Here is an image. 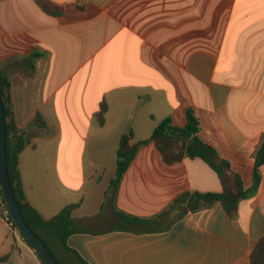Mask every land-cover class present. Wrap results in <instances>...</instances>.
I'll list each match as a JSON object with an SVG mask.
<instances>
[{"label": "crops", "instance_id": "1", "mask_svg": "<svg viewBox=\"0 0 264 264\" xmlns=\"http://www.w3.org/2000/svg\"><path fill=\"white\" fill-rule=\"evenodd\" d=\"M50 1L60 16L35 0H0V70L11 77L17 125L41 113L50 126L20 155L28 200L46 218L80 204L73 216L83 232L67 239L69 250L60 246L61 264H251L264 236V166L258 193L235 219L219 203L185 212L174 200L221 192L218 175L200 159L167 165L148 144L124 175L117 206L155 218L156 230H111L118 219L103 204L122 135L147 139L166 118L184 126L188 109L203 140L252 185L264 141V0ZM34 51L44 55L26 78L20 69ZM2 256L0 264H42L0 199Z\"/></svg>", "mask_w": 264, "mask_h": 264}, {"label": "trees", "instance_id": "2", "mask_svg": "<svg viewBox=\"0 0 264 264\" xmlns=\"http://www.w3.org/2000/svg\"><path fill=\"white\" fill-rule=\"evenodd\" d=\"M35 2L44 12L52 16H60L63 13V9L50 0H35ZM42 55L44 54L38 51H34L31 54L28 61L20 69L24 77H33L36 71L35 60ZM0 95L2 97L6 118V146L9 175L17 204L27 225L44 241L53 252L58 263L61 264L48 241L55 237L58 239L61 247L69 250L66 246L67 239L73 234L83 232L73 216L74 210L78 208L80 204L68 205L56 216L46 218L30 203L24 191L20 174V155L33 143L35 138L41 136L42 131H49L50 126L41 113H37L33 121L25 128H20L17 125L14 117V106L11 95V77L1 70ZM107 110V105L103 103L97 115L100 124L104 123ZM186 115L187 123L184 126L174 124L171 118L161 120L154 127L150 137L147 139L135 141L132 130L122 135L117 150L116 176L111 181L105 193V202L103 204V209L107 206H111L114 210L115 217L118 219V225L111 230H156L150 226L155 221V218L143 219L135 217L120 211L117 206V195L122 179L135 160L140 149L148 144H154L156 146L164 163L167 165L182 162L187 158L200 159L218 175L222 184L221 192H184L174 200L172 206L178 205L180 209L185 210V212H198L219 203L230 217L235 219L240 203L243 200L254 197L258 193L262 182L261 169L264 166V141L255 154L253 183L247 188L244 185L242 175L233 169L231 162L224 158L216 147L203 140L200 134L201 123L195 116L193 109H188ZM0 199L5 208L9 211L7 199L3 193L2 187ZM172 206H170V208ZM183 214L184 213H182L181 216ZM9 220L17 229L10 211ZM21 236L34 249L22 234ZM36 254L42 264H45L37 251ZM7 260L8 256L0 257V263L6 262ZM251 264H264V236L257 242L252 251Z\"/></svg>", "mask_w": 264, "mask_h": 264}, {"label": "water", "instance_id": "3", "mask_svg": "<svg viewBox=\"0 0 264 264\" xmlns=\"http://www.w3.org/2000/svg\"><path fill=\"white\" fill-rule=\"evenodd\" d=\"M7 132L5 110L0 95V182L3 193L7 199L9 211L19 232L30 242L34 249L39 253L45 264H59L53 252L44 241L27 225L19 209L13 187L10 180L8 157H7Z\"/></svg>", "mask_w": 264, "mask_h": 264}, {"label": "rangeland", "instance_id": "4", "mask_svg": "<svg viewBox=\"0 0 264 264\" xmlns=\"http://www.w3.org/2000/svg\"><path fill=\"white\" fill-rule=\"evenodd\" d=\"M19 231V230H18ZM20 233V232H19ZM49 244L52 248V250L54 251V253L56 254V256L58 258H61L62 256V251H61V248H60V245H59V242H58V239L57 238H52V239H49Z\"/></svg>", "mask_w": 264, "mask_h": 264}, {"label": "built area", "instance_id": "5", "mask_svg": "<svg viewBox=\"0 0 264 264\" xmlns=\"http://www.w3.org/2000/svg\"><path fill=\"white\" fill-rule=\"evenodd\" d=\"M4 210H5V220L10 224V226L12 227V229L14 231H18V229H16L14 227V225L10 222V220H9V211L5 208V206H4Z\"/></svg>", "mask_w": 264, "mask_h": 264}]
</instances>
